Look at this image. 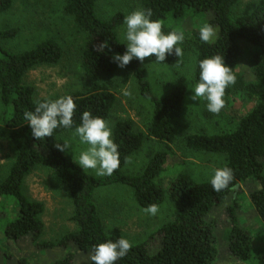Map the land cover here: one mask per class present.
I'll use <instances>...</instances> for the list:
<instances>
[{"label": "trees", "instance_id": "1", "mask_svg": "<svg viewBox=\"0 0 264 264\" xmlns=\"http://www.w3.org/2000/svg\"><path fill=\"white\" fill-rule=\"evenodd\" d=\"M14 0H0V14L8 12ZM102 0H62L63 12L69 16L85 37L81 57V71L89 81L84 92L70 94L77 105L71 128H57L53 137L36 140L25 119V114L34 110L39 101L35 91L24 84V77L41 66H53L60 62L63 52L54 40H46L33 49L14 52L4 42L13 39L17 30L0 32V104L3 117L0 121V140L13 148L14 161L7 175L0 181V199H11L17 207V215L6 222L3 234L8 241L18 242L30 236L38 240L43 233L40 216L44 205L30 201L23 194L24 180L37 167L51 170L66 189L72 202L71 221L76 230L67 234L60 242L62 247L73 246L77 252L91 256L99 243L123 238L108 234L94 202V193L110 186L127 187L141 209L151 204L162 206L166 201L172 207V221L163 225L157 235L161 239L156 254H149L144 244L133 245L127 255L115 264H213L217 249L215 223L208 219L212 211L237 187L253 179L258 184L250 199L264 223V0H258L250 13L233 18L232 10L239 0H139L140 10L151 9L152 19L162 22V31L178 30L192 42L196 62L194 81L199 79L197 62L214 55H222L225 64L236 76L234 85L225 93L244 94L257 104L239 121L229 133L206 135L190 134L184 139L190 152L214 154L224 157L225 164L233 170L234 179L227 189L215 192L209 181L197 182L184 168L170 172L167 166L169 147L175 144V123L182 113V101L187 88L180 84L164 97L155 95L147 79V68L151 65L174 67L181 57L167 55L165 61L155 57L143 62L133 59L120 68L113 62L114 54H123L125 43L117 37L123 26L124 16L117 13L108 19L97 15V6ZM211 24L217 30V38L204 43L199 30ZM108 41L109 48L100 45ZM251 66L253 80L247 81L240 71L242 57ZM119 74L131 75L141 98L152 106V118L146 134L137 132L133 122L121 119L113 125V138L120 153V166L111 176L96 177L81 169L75 161L58 151L54 144L57 137L75 132L84 111L108 120L116 106V80ZM43 101V100H41ZM146 138L162 144L164 150L153 154L143 171L136 175L125 174L123 168L128 159L142 150ZM168 177L167 184H163ZM231 229L228 233V251L238 261L252 260V238L247 230L237 223V205L226 209ZM210 218V216H209ZM53 244L44 245L52 248ZM75 256L68 254L58 264H73ZM253 264H264V251Z\"/></svg>", "mask_w": 264, "mask_h": 264}, {"label": "rangeland", "instance_id": "2", "mask_svg": "<svg viewBox=\"0 0 264 264\" xmlns=\"http://www.w3.org/2000/svg\"><path fill=\"white\" fill-rule=\"evenodd\" d=\"M258 0H239L232 10L233 18L247 15ZM134 10H140L139 0H102L97 6V15L108 19L117 13L124 17ZM17 30L16 36L4 42L6 48L14 52L33 49L46 40H54L61 48L63 55L58 64L38 67L24 77V84L35 91V100L56 99L60 96L76 92H84L89 88V81L81 71L80 63L84 35L75 26L72 19L63 12L62 0H14L11 9L0 14V32ZM124 25L117 30V37L123 43ZM183 56L174 67L151 65L147 68V79L156 96L168 95L177 85L187 88L182 101V113L175 123L177 139L169 147L167 166L170 172L184 168L197 182L209 181L212 171L223 167V156L190 152L185 148L184 139L187 135L203 133L219 135L232 132L240 119L249 112L257 102L244 94L225 93V107L219 114L206 109L203 98L192 100L191 90L195 87L194 68L196 54L188 36H184L182 44ZM243 56L240 71L247 81L253 80L251 66ZM115 93L117 103L108 121L113 129L116 121L129 119L137 132L146 134L152 118V106L141 98L131 75L119 74L116 80ZM129 93L126 95L125 93ZM3 110L0 104V121ZM69 141V151L62 152L76 162L80 150L86 145L79 144L75 132L65 133L57 137V143ZM164 150L162 144L146 138L142 150L131 156L123 171L128 175H136L143 171L149 158L156 152ZM15 152L7 141L0 140V181L7 175L14 161ZM87 173L97 176L95 170L84 169ZM164 177L163 184H167ZM258 184L251 179L237 187L208 216L215 223V239L217 255L213 264H253L264 251V223L258 217L251 199V193L258 189ZM23 194L32 202L44 205V213L40 216L43 233L38 240L30 236L18 242L6 240L3 230L6 222L18 213L16 203L11 199H0V264H58L68 254L75 256L73 264H90V256L77 252L73 246L62 247L59 242L69 233L76 230L71 221L73 214L72 202L66 189L56 179L54 173L37 166L25 177ZM132 192L127 187L110 186L101 188L94 193V202L101 221L108 234H117L127 238L133 245L144 244L149 254H156L161 245L157 235L159 229L172 221V207L166 201L159 207L155 216L146 214L135 203ZM236 202L237 223L251 235L252 260L243 263L236 260L228 251L227 237L231 224L226 209ZM53 244L52 248L44 245Z\"/></svg>", "mask_w": 264, "mask_h": 264}, {"label": "clouds", "instance_id": "3", "mask_svg": "<svg viewBox=\"0 0 264 264\" xmlns=\"http://www.w3.org/2000/svg\"><path fill=\"white\" fill-rule=\"evenodd\" d=\"M151 9L134 10L123 19V38L126 41L123 54H114L113 62L117 67L127 66L133 59L144 61L145 58L155 57L157 62H163L167 55L183 56V49L178 45L184 41V34L174 30L165 34L162 22L152 19ZM217 30L211 24H204L199 30V38L204 43H211L217 38ZM101 49L109 48L105 40ZM199 79L191 90L192 100L203 98L206 109L219 114L225 107V90L236 82V76L228 67L222 55H214L197 62ZM128 95L129 93H125ZM77 105L71 95L60 96L56 99L39 101L34 110L25 114L32 136L36 140L53 137L57 128H71L73 114ZM75 137L79 144L86 145L79 151L76 164L81 169L95 170L97 176H111L120 166L118 145L113 138V129L108 120L94 116L90 111H84L80 117V124L75 127ZM70 143H56L54 147L60 152L70 149ZM234 179L233 170L228 166L216 168L212 171L210 184L215 192L227 189ZM143 211L151 216L159 212V205L151 204ZM132 243L127 238L115 241H105L94 246L91 256L93 264H115L127 255Z\"/></svg>", "mask_w": 264, "mask_h": 264}]
</instances>
